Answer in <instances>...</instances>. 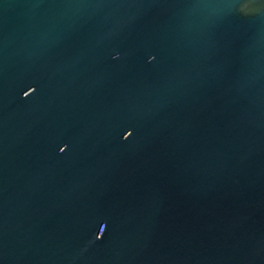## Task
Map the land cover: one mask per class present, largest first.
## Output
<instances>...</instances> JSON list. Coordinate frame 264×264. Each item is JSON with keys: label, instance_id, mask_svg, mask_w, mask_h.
<instances>
[{"label": "water", "instance_id": "95a60500", "mask_svg": "<svg viewBox=\"0 0 264 264\" xmlns=\"http://www.w3.org/2000/svg\"><path fill=\"white\" fill-rule=\"evenodd\" d=\"M0 264H264V0H0Z\"/></svg>", "mask_w": 264, "mask_h": 264}, {"label": "snow or ice", "instance_id": "6c2138e0", "mask_svg": "<svg viewBox=\"0 0 264 264\" xmlns=\"http://www.w3.org/2000/svg\"><path fill=\"white\" fill-rule=\"evenodd\" d=\"M151 58H152V56H151V54H150V55H149V59H151ZM130 134H131V129H129L128 131H125L123 135H124L125 137H128ZM59 150H60L61 152L64 151L63 148H60Z\"/></svg>", "mask_w": 264, "mask_h": 264}]
</instances>
